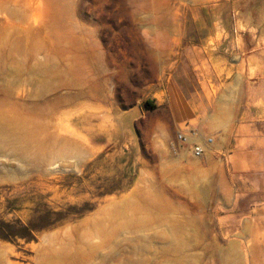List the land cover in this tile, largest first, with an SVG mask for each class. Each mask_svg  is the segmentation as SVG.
<instances>
[{
  "label": "rangeland",
  "instance_id": "1",
  "mask_svg": "<svg viewBox=\"0 0 264 264\" xmlns=\"http://www.w3.org/2000/svg\"><path fill=\"white\" fill-rule=\"evenodd\" d=\"M232 1L0 0V264H264V212L170 147L174 66Z\"/></svg>",
  "mask_w": 264,
  "mask_h": 264
},
{
  "label": "crops",
  "instance_id": "2",
  "mask_svg": "<svg viewBox=\"0 0 264 264\" xmlns=\"http://www.w3.org/2000/svg\"><path fill=\"white\" fill-rule=\"evenodd\" d=\"M232 5L234 22L209 28L206 40L217 32L222 38L191 44L177 60L175 86L168 83L170 127L213 138L203 158L234 188L227 216L250 215L254 227L264 212V0ZM193 83L199 90L190 92Z\"/></svg>",
  "mask_w": 264,
  "mask_h": 264
},
{
  "label": "built area",
  "instance_id": "3",
  "mask_svg": "<svg viewBox=\"0 0 264 264\" xmlns=\"http://www.w3.org/2000/svg\"><path fill=\"white\" fill-rule=\"evenodd\" d=\"M212 142L213 138L211 136H203L193 130H178L175 133L174 139L171 141L170 147L176 150L178 146H185L189 148L193 156L201 157L205 153L208 145Z\"/></svg>",
  "mask_w": 264,
  "mask_h": 264
},
{
  "label": "trees",
  "instance_id": "4",
  "mask_svg": "<svg viewBox=\"0 0 264 264\" xmlns=\"http://www.w3.org/2000/svg\"><path fill=\"white\" fill-rule=\"evenodd\" d=\"M144 104H145V107L146 106L154 107V104H153L152 100L151 101L150 100H146Z\"/></svg>",
  "mask_w": 264,
  "mask_h": 264
},
{
  "label": "water",
  "instance_id": "5",
  "mask_svg": "<svg viewBox=\"0 0 264 264\" xmlns=\"http://www.w3.org/2000/svg\"><path fill=\"white\" fill-rule=\"evenodd\" d=\"M139 113V110L137 109L136 111H135V117H136V115Z\"/></svg>",
  "mask_w": 264,
  "mask_h": 264
},
{
  "label": "bare ground",
  "instance_id": "6",
  "mask_svg": "<svg viewBox=\"0 0 264 264\" xmlns=\"http://www.w3.org/2000/svg\"><path fill=\"white\" fill-rule=\"evenodd\" d=\"M1 128H2V127H1ZM1 128H0V129H1ZM1 134H2V133H1ZM2 135H3V134H2ZM0 138H1V137H0ZM0 140H1V139H0ZM209 145H210V144H209ZM209 145H208V147H209ZM208 147H207V148H208ZM206 150H207V149H206Z\"/></svg>",
  "mask_w": 264,
  "mask_h": 264
}]
</instances>
